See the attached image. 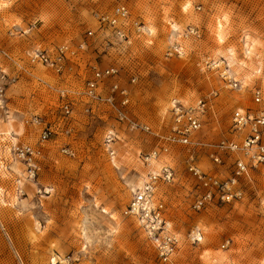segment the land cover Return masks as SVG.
I'll return each instance as SVG.
<instances>
[{"label":"rangeland","instance_id":"obj_1","mask_svg":"<svg viewBox=\"0 0 264 264\" xmlns=\"http://www.w3.org/2000/svg\"><path fill=\"white\" fill-rule=\"evenodd\" d=\"M121 5L130 12L124 38L99 21ZM34 52L56 65L33 63ZM108 68L118 75L94 102L87 82ZM114 83L129 92L128 118L150 132L119 121ZM201 99L210 109L192 152L202 172L229 180L238 158L249 161L221 148L244 142L233 113L264 111V0H0V264H264V164L239 177L232 202L196 212L189 148L146 163L170 133L173 105ZM20 145L34 147V166L17 156ZM166 165L175 180L159 183L154 200L182 242L170 263L125 215ZM202 223L203 241L192 244Z\"/></svg>","mask_w":264,"mask_h":264},{"label":"built area","instance_id":"obj_2","mask_svg":"<svg viewBox=\"0 0 264 264\" xmlns=\"http://www.w3.org/2000/svg\"><path fill=\"white\" fill-rule=\"evenodd\" d=\"M129 16L130 12L128 8L125 5H121L114 15L101 16L99 21L100 24L113 28L118 37L124 38L126 37L125 27ZM89 34L92 35V32ZM66 51V47L58 50L60 58L66 54ZM32 61L33 63L37 62L51 67L56 65L55 61L46 52H34ZM117 75L118 70L116 68L95 70L91 79L87 82L86 96L94 102H104V98L100 92L101 88L106 80L113 79ZM112 92L117 93L120 98L121 109H118L117 112L119 121L127 122L133 131L150 132V127L141 125L128 118L125 110L131 101L128 90L114 83ZM112 101V97L107 99V102L113 103ZM254 102L256 105L261 104L262 98L260 94H255ZM209 106V102L203 99L192 106L176 102L171 109L173 125L169 135H158L159 143L156 149L145 159L149 165L150 159L170 153L173 146L180 145L189 148L187 170L196 181L197 191L192 205L193 210L196 212L207 210L219 203L232 202L238 197V194L233 189L239 177L248 175L250 168L264 164V111L241 112L237 110L233 113L232 129L237 133H241V135L245 133L244 142L242 146L235 142H231L227 146L224 143L221 145V148H227L233 152L239 150L249 161L246 162L244 158H238L235 162V177L229 180H222L214 173H204L201 171L196 160L197 156L192 150L201 145L195 136L203 127L204 118L210 109ZM65 113L66 115L71 113L69 105L65 106ZM50 134L49 130H45L41 141L45 142ZM115 142L116 136L110 134L107 138V144L111 156L115 154V150L111 147ZM16 154L30 166H34V147L30 145L17 146ZM211 158L218 165L222 163L219 156L212 155ZM148 180L143 190H139L133 195L125 211V215L139 218L148 239L156 250L159 260L162 263H170L172 257H175L180 251L182 242L168 224L166 206L162 201H155L154 195L159 183L170 184L175 180V171L171 166L166 165L159 173L151 172ZM189 240L192 244L199 243L198 240L193 239L192 234L189 235Z\"/></svg>","mask_w":264,"mask_h":264},{"label":"bare ground","instance_id":"obj_3","mask_svg":"<svg viewBox=\"0 0 264 264\" xmlns=\"http://www.w3.org/2000/svg\"><path fill=\"white\" fill-rule=\"evenodd\" d=\"M216 68H218V69L220 70V72H223V71H224V69H223V67H222L221 65H217ZM222 76H226V74H223ZM225 78H226V77H225ZM152 159H155V158H152ZM150 160H151V159H150ZM148 166H150V163H149ZM160 172H161V171H160ZM144 186H145V184H144L143 187H142L141 189H139V190H143ZM139 190H138V191H139ZM138 191H137V192H138ZM137 192H136V193H137ZM134 217H135V216H134ZM136 219L138 220V223H141L138 217H136ZM202 225H203V223L197 226V230L200 232V235H201V236H200L198 233L194 232V235H196V237H195L194 239H196V240H198V241H201V242L203 241L202 234H203V233L205 232V230H206V228H204ZM201 233H202V234H201ZM204 240H205V239H204Z\"/></svg>","mask_w":264,"mask_h":264}]
</instances>
